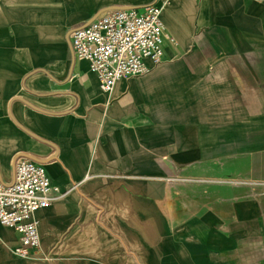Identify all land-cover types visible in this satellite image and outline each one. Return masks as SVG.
I'll list each match as a JSON object with an SVG mask.
<instances>
[{"label":"crops","instance_id":"0c3cea01","mask_svg":"<svg viewBox=\"0 0 264 264\" xmlns=\"http://www.w3.org/2000/svg\"><path fill=\"white\" fill-rule=\"evenodd\" d=\"M151 4L173 41L102 92L70 32ZM19 158L59 195L0 264H264V0H0V182Z\"/></svg>","mask_w":264,"mask_h":264},{"label":"built area","instance_id":"2783aa9c","mask_svg":"<svg viewBox=\"0 0 264 264\" xmlns=\"http://www.w3.org/2000/svg\"><path fill=\"white\" fill-rule=\"evenodd\" d=\"M173 41L165 32L160 7L112 9L70 32V46L77 59L86 60L95 74L99 89L110 94L121 78L146 73L162 59V43ZM257 191L264 190V181L246 182ZM59 195L51 185L44 167L19 158L14 162L10 183L0 182V224L18 234L19 245L13 253L28 257L40 245L34 213L46 208Z\"/></svg>","mask_w":264,"mask_h":264}]
</instances>
